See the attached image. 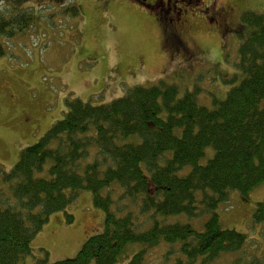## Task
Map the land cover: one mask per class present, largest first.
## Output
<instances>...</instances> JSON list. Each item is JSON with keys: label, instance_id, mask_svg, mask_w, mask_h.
I'll return each mask as SVG.
<instances>
[{"label": "trees", "instance_id": "1", "mask_svg": "<svg viewBox=\"0 0 264 264\" xmlns=\"http://www.w3.org/2000/svg\"><path fill=\"white\" fill-rule=\"evenodd\" d=\"M17 10L3 12L0 36L36 19L31 9ZM239 18L244 28L229 80L236 83L210 107L195 90L179 94L163 78L106 104L66 101L63 117L0 172V264H115L131 243L141 248L128 264H141L161 243L170 245L162 263L175 251L174 264H208L240 250L245 234L222 228L216 209L231 190L246 196L264 182V11L245 10ZM84 190L104 213L102 231L71 258L27 262L50 215L63 211L71 223L65 209ZM252 221L264 223V201Z\"/></svg>", "mask_w": 264, "mask_h": 264}, {"label": "rangeland", "instance_id": "2", "mask_svg": "<svg viewBox=\"0 0 264 264\" xmlns=\"http://www.w3.org/2000/svg\"><path fill=\"white\" fill-rule=\"evenodd\" d=\"M204 2L212 13H221L222 28L201 19L187 29L181 50L164 44L157 13L132 0H0V18L20 7L36 17L22 32L0 36V172L10 170L21 150L63 117L72 98L106 104L134 86L163 78L176 84L179 94L195 90L199 103L208 107L213 99H223L236 83L229 80L236 72L237 33L244 28L240 13L263 12L264 0ZM185 49L197 53L191 57ZM260 201L264 182L246 196L231 190L219 203L221 227L244 233L246 239L240 250L222 253L208 264H233L237 259L246 264L255 258L264 262V223L252 221ZM65 211L73 221L67 223L63 211L51 214L33 237L27 262L43 256L49 262L71 258L89 236L102 231L104 213L93 205L89 191H81ZM201 221L193 224L197 227ZM164 244L147 249L141 264H174L176 251L162 263L170 247ZM140 248L128 244L115 264H128Z\"/></svg>", "mask_w": 264, "mask_h": 264}, {"label": "flooded vegetation", "instance_id": "3", "mask_svg": "<svg viewBox=\"0 0 264 264\" xmlns=\"http://www.w3.org/2000/svg\"><path fill=\"white\" fill-rule=\"evenodd\" d=\"M148 11H155L156 20L162 28L163 42L167 46H175L184 49V38L187 29L198 21H205L208 24L214 23L217 29L222 28L220 19L221 13L211 12L204 4V0H132ZM208 1V0H206ZM212 6V5H211ZM215 13V14H214ZM223 13V11H222ZM224 16V15H223ZM220 18V19H218ZM222 32L225 30L221 29ZM186 53L192 57L195 51L185 49Z\"/></svg>", "mask_w": 264, "mask_h": 264}]
</instances>
